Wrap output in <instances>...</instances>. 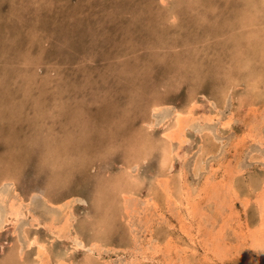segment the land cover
I'll return each mask as SVG.
<instances>
[{"label": "rangeland", "instance_id": "obj_1", "mask_svg": "<svg viewBox=\"0 0 264 264\" xmlns=\"http://www.w3.org/2000/svg\"><path fill=\"white\" fill-rule=\"evenodd\" d=\"M0 224V264H264V0H0Z\"/></svg>", "mask_w": 264, "mask_h": 264}, {"label": "bare ground", "instance_id": "obj_2", "mask_svg": "<svg viewBox=\"0 0 264 264\" xmlns=\"http://www.w3.org/2000/svg\"><path fill=\"white\" fill-rule=\"evenodd\" d=\"M179 119V118H178ZM180 121V120H179ZM225 124V123H224ZM226 124H228V123H226ZM225 124V125H226ZM154 126V125H153ZM179 128H180V126H179ZM174 129V128H173ZM175 131V130H174ZM195 131V130H194ZM181 132V131H180ZM166 135V134H165ZM165 184V183H164ZM164 186V185H163ZM202 189V188H201ZM167 190V189H166ZM171 191V190H170ZM34 196V195H33ZM2 198H4V197H2ZM263 199V198H262ZM16 204H19V205H22V201H21V199L18 201V202H15L14 203V199H11V200H9V203H8V205H9V210H8V212L6 213V216H10L11 217V221L13 220V221H16V217L19 215V212H17V210H18V205H16ZM28 209V208H27ZM29 211V210H28ZM27 211V212H28ZM28 214V213H27ZM24 215V214H23ZM68 215V214H67ZM31 216V215H30ZM69 216V215H68ZM32 218H33V220L36 222L37 220H39V219H37L36 217H35V215L34 214H32V216H31ZM68 217H67V223H66V226H67V228H68V230L66 231V232H68L69 233V228H71L70 227V222H68ZM6 220L7 221H10L9 219H7L6 218ZM5 220V221H6ZM38 222V221H37ZM5 222L3 221V224H4ZM11 223V222H10ZM33 223V222H32ZM39 224V223H38ZM15 227V226H14ZM3 228V225L2 224H0V229H2ZM66 228V227H65ZM64 230V227L62 226V228H61V226H60V229H58L57 230V236H59L60 234L62 235V234H66V232L65 233H62L63 232V230ZM261 229V228H260ZM54 231V230H53ZM24 234V233H23ZM55 234V233H54ZM66 235H64L63 237H65ZM75 236V235H74ZM62 237V236H61ZM75 237H77V236H75ZM35 238V237H34ZM29 239V243H32V244H36L37 246H38V249H40L39 250V253H41L40 251L41 250H43L42 252H44V248H43V245H41V243H39L36 239ZM73 239H74V237H73ZM76 239V238H75ZM79 243V242H78ZM260 243V242H259ZM261 245V244H260ZM33 246V245H32ZM45 247V246H44ZM45 254V253H44ZM43 255V254H42ZM39 257V256H38ZM36 258V257H35ZM38 260V259H37ZM46 260V259H45ZM9 262V261H8ZM40 263V262H39Z\"/></svg>", "mask_w": 264, "mask_h": 264}]
</instances>
